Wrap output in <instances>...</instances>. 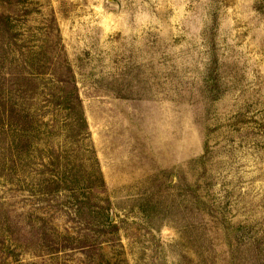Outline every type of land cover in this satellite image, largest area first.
Wrapping results in <instances>:
<instances>
[{"label":"rangeland","instance_id":"1","mask_svg":"<svg viewBox=\"0 0 264 264\" xmlns=\"http://www.w3.org/2000/svg\"><path fill=\"white\" fill-rule=\"evenodd\" d=\"M108 1L0 0V264H264V0Z\"/></svg>","mask_w":264,"mask_h":264},{"label":"water","instance_id":"2","mask_svg":"<svg viewBox=\"0 0 264 264\" xmlns=\"http://www.w3.org/2000/svg\"><path fill=\"white\" fill-rule=\"evenodd\" d=\"M108 3L111 5V6H114L115 8H118V5L116 4V2L114 1H108Z\"/></svg>","mask_w":264,"mask_h":264},{"label":"trees","instance_id":"3","mask_svg":"<svg viewBox=\"0 0 264 264\" xmlns=\"http://www.w3.org/2000/svg\"><path fill=\"white\" fill-rule=\"evenodd\" d=\"M75 100H76V98H75ZM77 105L79 106V102H78V100H77ZM79 119H80L81 123L84 124V121H83L82 117H80V114H79Z\"/></svg>","mask_w":264,"mask_h":264}]
</instances>
